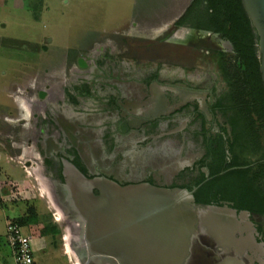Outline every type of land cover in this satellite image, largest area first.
Instances as JSON below:
<instances>
[{
  "label": "flooded vegetation",
  "instance_id": "flooded-vegetation-1",
  "mask_svg": "<svg viewBox=\"0 0 264 264\" xmlns=\"http://www.w3.org/2000/svg\"><path fill=\"white\" fill-rule=\"evenodd\" d=\"M191 2L157 35L131 23L116 39H91L70 58L63 57L60 67L44 69L43 78L18 91L17 116L9 117L13 112L8 109L3 118L4 151L29 162L30 174L67 227L63 239L84 264V225L68 204L77 190L64 189L72 168L88 179L105 178L120 186L190 192L196 224L182 264H264V211L258 205H235L221 191L203 188L223 157L230 162L233 155L255 156L235 143L231 126L243 107L231 84L238 52L221 34L192 27L191 16L179 22ZM135 39L147 48L187 46L197 51L195 61L136 56L131 51ZM92 192L99 194L95 188ZM208 207L215 211L205 212ZM220 224L246 243L235 247L231 237L223 247L212 235L222 232Z\"/></svg>",
  "mask_w": 264,
  "mask_h": 264
},
{
  "label": "rangeland",
  "instance_id": "rangeland-1",
  "mask_svg": "<svg viewBox=\"0 0 264 264\" xmlns=\"http://www.w3.org/2000/svg\"><path fill=\"white\" fill-rule=\"evenodd\" d=\"M189 0H0V127L5 109L17 116L18 91L43 78L44 69L60 67L62 58H70L91 39L117 38L128 32L131 23L157 35L178 16ZM185 34V32H184ZM189 34V32H188ZM176 35H183L177 32ZM136 56H175L194 63L197 51L173 43L144 47L135 39ZM193 61V62H192ZM197 63V62H195ZM48 73V72H47ZM46 73V74H47ZM17 90V91H16ZM3 114V115H2ZM0 139V264H15L5 241V224L14 217L29 215L33 209L36 222L21 225L29 238L34 264H74L79 262L64 240L67 227L53 207L45 189L34 180L24 159L4 151ZM59 217V220L57 218ZM56 225L59 233L42 231ZM29 230L36 231L31 234ZM77 261V262H76ZM80 264V263H79Z\"/></svg>",
  "mask_w": 264,
  "mask_h": 264
},
{
  "label": "water",
  "instance_id": "water-1",
  "mask_svg": "<svg viewBox=\"0 0 264 264\" xmlns=\"http://www.w3.org/2000/svg\"><path fill=\"white\" fill-rule=\"evenodd\" d=\"M240 2L257 35L258 71L264 92V0ZM25 164L28 166L29 162ZM70 176L64 189L77 190L69 196L72 199L68 204L84 225L81 243L88 256L87 264L102 259L112 264L183 263L196 224L190 192L150 184L120 186L105 178L88 179L75 168ZM93 188L99 191L98 195L93 194ZM214 211L213 207L205 210ZM216 226L222 232L212 235L223 247L231 237L234 246L246 243L226 234L223 224ZM78 261L84 264L85 260Z\"/></svg>",
  "mask_w": 264,
  "mask_h": 264
},
{
  "label": "trees",
  "instance_id": "trees-1",
  "mask_svg": "<svg viewBox=\"0 0 264 264\" xmlns=\"http://www.w3.org/2000/svg\"><path fill=\"white\" fill-rule=\"evenodd\" d=\"M190 16L192 27L221 34L238 52L234 56L236 72L231 84L243 107L239 108V119L233 118L231 126L235 143L255 156L251 160L250 156L233 155L230 162L224 161L223 157V162L211 171L213 176L203 188L209 192L213 189L221 191L235 205L249 209L251 205H258L259 210L264 211V92L258 71L257 35L240 0H192L179 22ZM195 198L199 200L201 195L195 193ZM29 212V215L14 217L15 222L20 226L34 224L36 215L33 209ZM41 230H50L54 235L59 233L56 225Z\"/></svg>",
  "mask_w": 264,
  "mask_h": 264
},
{
  "label": "built area",
  "instance_id": "built-area-1",
  "mask_svg": "<svg viewBox=\"0 0 264 264\" xmlns=\"http://www.w3.org/2000/svg\"><path fill=\"white\" fill-rule=\"evenodd\" d=\"M5 241L12 250L15 264H34L29 238L17 222L6 221Z\"/></svg>",
  "mask_w": 264,
  "mask_h": 264
},
{
  "label": "crops",
  "instance_id": "crops-1",
  "mask_svg": "<svg viewBox=\"0 0 264 264\" xmlns=\"http://www.w3.org/2000/svg\"><path fill=\"white\" fill-rule=\"evenodd\" d=\"M4 106L8 107L6 102L3 103V104H0V108H2V110H3V107H4ZM0 110H1V109H0ZM5 111L7 112L8 110L5 109ZM2 115H3V114H2ZM5 117L8 118L7 113H6V116H5ZM1 155H2V154H1ZM1 155H0V156H1ZM29 231H30L31 234H34V233L36 232L35 230H34V231L29 230ZM35 234H36V233H35ZM35 234H34V235H35ZM32 257H33V256H32ZM33 258H34V257H33ZM34 263H35V262H34Z\"/></svg>",
  "mask_w": 264,
  "mask_h": 264
},
{
  "label": "bare ground",
  "instance_id": "bare-ground-1",
  "mask_svg": "<svg viewBox=\"0 0 264 264\" xmlns=\"http://www.w3.org/2000/svg\"><path fill=\"white\" fill-rule=\"evenodd\" d=\"M66 248V250H68L69 251V249H70V247H69V245L67 244V246L65 247ZM77 262V261H76ZM74 264H79L78 262L77 263H74Z\"/></svg>",
  "mask_w": 264,
  "mask_h": 264
}]
</instances>
